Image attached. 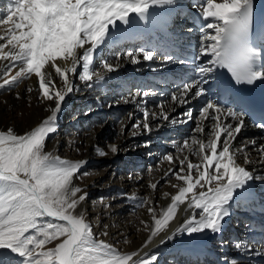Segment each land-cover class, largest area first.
<instances>
[{
	"label": "snow or ice",
	"instance_id": "6c2138e0",
	"mask_svg": "<svg viewBox=\"0 0 264 264\" xmlns=\"http://www.w3.org/2000/svg\"><path fill=\"white\" fill-rule=\"evenodd\" d=\"M176 4L177 0H9L0 10V89L35 76L38 98L52 102L46 118L23 134L11 127L0 130V264H158L157 254L121 253L97 237L85 214L78 212L88 194L73 183L87 161L65 159L45 151V147L47 138L57 131L58 115L74 89L72 77L78 75L88 87L103 82L105 74L116 72L120 64L104 61L102 71H95L98 53L105 47L142 38L140 26H148L160 15L155 10ZM192 7L201 20L198 50L190 60L167 52L164 58L166 62L192 65L191 74L181 79L177 91L171 94V102L183 106L205 97L194 129L199 135L177 146V153H186L182 158L172 154L165 157L169 164L174 159L179 161V168L170 167L165 176L181 183L172 185L178 191L159 214L148 207L152 225L145 223L150 234L144 247L166 231L185 204V211L192 214L173 236L222 232L234 199L247 191L251 181H264L255 169L246 167L254 163L248 148L256 141L249 140L239 147L235 143L246 126L243 99H233L230 103L236 106H228L207 98L210 87H206L216 69H227L234 85L251 86L264 80L261 51L252 40L264 30V22L257 24L254 0H193ZM156 55L155 49L143 47L125 53L132 64L140 63L141 56L144 61H152ZM201 57L207 59L198 63ZM149 95L148 91L137 92L132 100ZM158 107L159 114L141 109L143 120L132 127L151 132L150 117L169 120L165 105ZM182 116L186 119L181 123L192 120V109ZM256 127L264 128V117ZM107 147L112 154L120 150L115 143ZM96 152L102 157L108 154L99 147ZM257 153L255 163L264 165V145L257 148ZM241 156L243 163L239 162ZM148 186L157 189V183ZM149 203L142 198L139 206ZM235 247L241 249V243ZM256 255L264 257V251Z\"/></svg>",
	"mask_w": 264,
	"mask_h": 264
},
{
	"label": "bare ground",
	"instance_id": "6f19581e",
	"mask_svg": "<svg viewBox=\"0 0 264 264\" xmlns=\"http://www.w3.org/2000/svg\"><path fill=\"white\" fill-rule=\"evenodd\" d=\"M2 1L4 0H0V6ZM180 9H186L188 13ZM190 10L198 14L197 10L192 7V0H177L176 5L165 6L155 11L160 13L158 16L170 13L172 18L178 20V25L182 24L186 28L188 27V16L191 15ZM141 26L145 29L151 27V23L148 26ZM190 26L192 31L183 30L181 34L168 40L164 39L165 42L169 41L175 54L180 56H186L187 53L194 54L192 47H199L201 33L197 28H193L192 24ZM143 33L140 32V36ZM147 38L151 39L152 34H149ZM141 39L128 40L112 48L105 47L98 53L94 63L95 71H102L101 65L104 61L120 64L116 72L105 74L103 82H93L92 87H88L78 75L72 77L74 89L66 97L61 113L58 115L57 131L50 134L46 140L45 151L65 159L87 161L73 180L74 186L80 187L88 194L78 212L85 214L97 237L111 243L121 253L138 251L140 256H144L145 253L157 254L158 264H233V262L264 264V257L260 256V259L256 255L257 251H264L262 235L264 232H258L261 226H264V181L253 180L248 186L246 193L255 194L257 196L255 201L244 203L234 199L230 207L231 215L225 218L222 232L206 231L192 236L180 233L173 236L175 229L192 214L191 211H185V204L179 207L166 231L144 247L150 234L148 230H145V223L152 225L151 216L147 211L148 207L155 208L159 214L161 209L171 203V195L178 191L172 185L181 183L172 176H165L170 167L179 168L178 160L174 159V162L169 164L165 157L172 154L174 158L177 155L182 158L186 153H177V146L182 145L183 141L192 135H199L194 133L198 119L196 116L204 102L201 100L205 97L191 100L189 104L183 106L173 104L171 94L177 91V85L181 79L191 74L192 65L166 62L165 55H161L160 50L157 51L152 61H144L141 56L139 57L140 63L132 64L125 57L124 52L126 49H129L128 51L133 48L140 49ZM153 41L160 45L158 40ZM139 49L134 51L138 52ZM119 54L120 59L113 61V55L118 56ZM206 59V57H201L198 63ZM58 63L61 67L65 66L63 61H58ZM16 70L14 69L11 74L14 75ZM137 74L142 76L138 78L135 76ZM53 79L59 86V78L54 72ZM212 80L210 78L209 84L206 85L210 87L207 98L221 100ZM29 87L33 89L31 92L28 91ZM143 91L150 92V95L143 98L137 97L133 102V96ZM0 95V130L11 127L18 134H23L37 126L49 114L47 108L52 104L50 101H42L38 98L39 88L35 76L11 88L0 89ZM161 103L165 105L169 120L150 117L149 123L154 130L153 133L151 131L148 135L149 132H145L142 128L132 127L130 135L124 136V130L131 123L143 120L141 109L146 108L150 113L159 114L158 105ZM104 104L107 105L106 108H99ZM192 107L196 109L193 119L187 123H181L180 121L186 119L182 113ZM65 116L72 121L63 122ZM120 119L119 138L115 141L120 149L119 152L112 154L106 151L108 153L106 156H99L96 148L99 147L105 151L103 144L105 138L109 136V127ZM173 120L176 121L175 127H172ZM107 121L109 123L105 125ZM99 122L103 124L97 125ZM61 128L64 130L61 131ZM62 132L68 137V145H64L62 141ZM134 132L135 135H133ZM255 133L257 132L252 130L246 121V126L238 135L235 143L239 147L249 140L256 141L255 145H250L248 148L254 163L246 167L249 170L255 169L256 175L264 176V165L255 163L259 159L257 148L264 145V133L258 135ZM144 139L152 140V142L150 145H142L143 142L140 144V141ZM190 159L194 163L197 162L195 157L190 156ZM145 160L148 162H144ZM239 162L243 163L242 156ZM151 163H158V165L151 167L152 173L146 176L140 169ZM119 165L124 167L120 169ZM101 166L104 168L100 169ZM119 173L124 174L115 182L114 178ZM150 182L157 183L156 190L148 186ZM260 182L263 183L260 184ZM114 191H117L118 195L115 196L116 198H111L108 204L100 199L102 195L107 196ZM165 193L169 195L166 197ZM133 195L137 199H130ZM142 198H147L150 203L139 206ZM88 201L92 204L88 205ZM235 211L238 214H234ZM104 232L108 235L103 236ZM168 236H173V238L166 239ZM237 242L241 243L239 250L235 247Z\"/></svg>",
	"mask_w": 264,
	"mask_h": 264
},
{
	"label": "rangeland",
	"instance_id": "374dc122",
	"mask_svg": "<svg viewBox=\"0 0 264 264\" xmlns=\"http://www.w3.org/2000/svg\"><path fill=\"white\" fill-rule=\"evenodd\" d=\"M9 2V0H4V1H2V5L0 6V10H2V9H4L5 7H6V5H7V3ZM140 28L141 29H144L142 26H140ZM128 50L126 49V51L124 52V55H125V53L127 52ZM116 56V57H115ZM120 56V54L117 56V55H113V58H112V60L113 61H116V59H117V57H119ZM127 89V88H126ZM2 95V94H1ZM0 95V96H1ZM115 104V103H114ZM107 107V105L106 104H104V105H101L99 108H106ZM194 108V110L196 111V109H195V107H192V109ZM194 111V112H195ZM197 117H199V114L196 116V118ZM69 121H72V120H70L69 119V117H67L66 118V116L64 117V120H63V122H65V123H68ZM70 123V122H69ZM108 121L105 123V125H108ZM103 124V122H99V123H97V125H102ZM121 125V119L120 120H117V121H115L114 122V124H112V125H110V129L108 130L110 133H109V136H107L106 138H105V141H104V144H103V148L105 149V151H109L108 150V145L109 144H112V143H116L115 141H117V139L119 138V133H120V126ZM132 125H133V123H131L125 130H124V136H129L130 135V133L132 132ZM173 126L172 127H175L176 126V124L175 123H173L172 124ZM160 129V128H159ZM62 130H64V128H61V131ZM153 131L154 130H152V133H153ZM63 133V132H62ZM150 134V132L148 133V135ZM61 135V134H60ZM61 137H62V141H63V143H64V145H68V143H69V140H68V137L66 136V133H63L62 135H61ZM142 142H143V144H142ZM152 142V140H147V139H144V140H141L140 141V144H142V145H150V143ZM105 145V146H104ZM168 152V151H167ZM166 152V153H167ZM147 154V153H146ZM181 154V153H180ZM184 154V153H183ZM138 162V161H137ZM144 162H148V160H145ZM145 164V163H144ZM154 165V166H153ZM158 165V163H151V164H147L146 166H143L141 169H140V171L142 172V173H144L146 176L148 175V173H152V170H150V168L151 167H156ZM149 166V167H148ZM97 167V166H96ZM124 166H121V165H119V168L121 169V168H123ZM102 168H104L103 166H101L100 167V169H102ZM87 171H90L89 169H87ZM89 174V173H88ZM124 174V173H123ZM123 174H121V173H119L117 176H116V178H114L115 180V182H117V180L116 179H118L119 180V177L120 176H122ZM114 182V183H115ZM114 193V194H113ZM111 192L110 194H108L107 196L104 194V195H102L101 197H100V199L101 200H103L104 201V203L105 204H108L109 203V201H110V199L111 198H114L115 196L117 197V191H114V192ZM115 197V198H116ZM118 199V198H117ZM96 201V200H95ZM107 202V203H106ZM88 203V205H91L92 203L90 202V201H88L87 202ZM225 243H226V241H225ZM228 243V242H227Z\"/></svg>",
	"mask_w": 264,
	"mask_h": 264
}]
</instances>
